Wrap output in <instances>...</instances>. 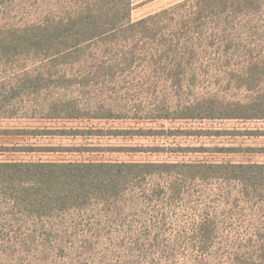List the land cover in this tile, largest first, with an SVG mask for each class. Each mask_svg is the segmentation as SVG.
<instances>
[{
  "label": "rangeland",
  "instance_id": "rangeland-1",
  "mask_svg": "<svg viewBox=\"0 0 264 264\" xmlns=\"http://www.w3.org/2000/svg\"><path fill=\"white\" fill-rule=\"evenodd\" d=\"M183 1L131 0L130 19ZM72 9L69 0H0V42L11 30L63 18ZM230 26L217 42L197 41L181 89L146 65L112 84H97L103 92L97 94L126 119H41L32 98L7 107L17 115L0 118V162L264 164V120L175 117L201 99L236 103L254 96L232 75L252 58L264 59V16L231 20ZM39 66L35 56L0 57V96ZM82 67L64 69L74 74ZM70 85L48 88L42 97L78 100L83 112H93L99 100L89 92L96 91ZM193 174L158 172L116 201L93 200L46 222L16 217L17 223L0 210V264H260V201L236 181Z\"/></svg>",
  "mask_w": 264,
  "mask_h": 264
},
{
  "label": "trees",
  "instance_id": "trees-1",
  "mask_svg": "<svg viewBox=\"0 0 264 264\" xmlns=\"http://www.w3.org/2000/svg\"><path fill=\"white\" fill-rule=\"evenodd\" d=\"M69 1L73 9L63 18L46 17L40 23L11 30L1 40L2 59L14 61L21 56H35L40 66L34 75L24 73L23 79L11 84L7 94L1 93L0 118L15 117L17 111L7 110V107L32 98L41 108L38 116L41 119H126L97 94L100 92L97 84H112L146 65L153 74L163 72L181 89L184 76L192 68L197 41L217 42L224 37L231 20L264 16V0H184L132 22L131 0ZM75 65L83 67L74 74L66 72V67ZM232 76L246 90L255 93L254 96L236 103L201 99L203 102L184 107L175 117L264 120V91L261 89L264 59L252 58L246 70ZM72 83L96 91L89 92L96 93L99 100L94 103L93 112H83L78 100L58 97L46 101L42 97V91L48 88H66ZM87 103L86 108L90 110ZM173 169L236 181L247 189V196L260 201L264 212V164L188 166L41 161L0 162V210L9 220L19 217L25 221L46 222L61 213L82 209L93 200L116 201L130 186L139 185L134 183ZM16 222L20 223L17 219ZM262 231L264 236V227ZM258 261L264 264V258ZM245 264L257 262L245 260Z\"/></svg>",
  "mask_w": 264,
  "mask_h": 264
}]
</instances>
